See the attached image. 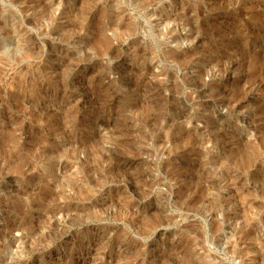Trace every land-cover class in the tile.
<instances>
[{"label": "rangeland", "instance_id": "rangeland-1", "mask_svg": "<svg viewBox=\"0 0 264 264\" xmlns=\"http://www.w3.org/2000/svg\"><path fill=\"white\" fill-rule=\"evenodd\" d=\"M0 264H264V0H0Z\"/></svg>", "mask_w": 264, "mask_h": 264}]
</instances>
